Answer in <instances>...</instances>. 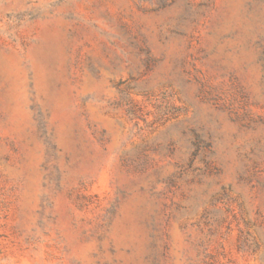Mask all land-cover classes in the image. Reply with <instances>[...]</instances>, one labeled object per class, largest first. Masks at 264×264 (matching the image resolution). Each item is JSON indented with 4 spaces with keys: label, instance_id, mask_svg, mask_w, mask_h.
<instances>
[{
    "label": "rangeland",
    "instance_id": "1",
    "mask_svg": "<svg viewBox=\"0 0 264 264\" xmlns=\"http://www.w3.org/2000/svg\"><path fill=\"white\" fill-rule=\"evenodd\" d=\"M0 264H264V0H0Z\"/></svg>",
    "mask_w": 264,
    "mask_h": 264
}]
</instances>
